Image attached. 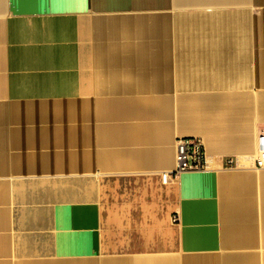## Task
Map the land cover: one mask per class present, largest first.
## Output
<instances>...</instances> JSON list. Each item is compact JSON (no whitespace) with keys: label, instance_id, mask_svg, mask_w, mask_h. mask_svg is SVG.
<instances>
[{"label":"crops","instance_id":"crops-1","mask_svg":"<svg viewBox=\"0 0 264 264\" xmlns=\"http://www.w3.org/2000/svg\"><path fill=\"white\" fill-rule=\"evenodd\" d=\"M261 131L264 0H0V264H264V168L162 180Z\"/></svg>","mask_w":264,"mask_h":264},{"label":"built area","instance_id":"built-area-1","mask_svg":"<svg viewBox=\"0 0 264 264\" xmlns=\"http://www.w3.org/2000/svg\"><path fill=\"white\" fill-rule=\"evenodd\" d=\"M176 168L162 174L165 183L174 181L181 173L191 171H207L216 168L215 159L221 163L222 168L251 167L264 168V131L258 136V152L254 156H223L214 158L204 148V142L200 137H180L176 143ZM176 216L174 221L178 220Z\"/></svg>","mask_w":264,"mask_h":264}]
</instances>
